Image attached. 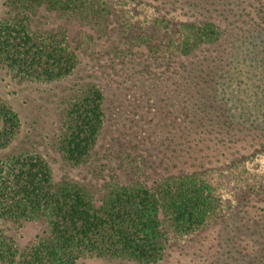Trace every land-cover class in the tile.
Here are the masks:
<instances>
[{"label": "trees", "instance_id": "16d2710c", "mask_svg": "<svg viewBox=\"0 0 264 264\" xmlns=\"http://www.w3.org/2000/svg\"><path fill=\"white\" fill-rule=\"evenodd\" d=\"M132 2L155 9L149 29L108 0H4L0 63L58 83L57 149L76 174L56 181L29 141L0 158V217L44 226L22 249L0 233V264H264L244 216L207 234L216 205L200 177L264 150V0ZM20 134L0 101V148Z\"/></svg>", "mask_w": 264, "mask_h": 264}, {"label": "rangeland", "instance_id": "374dc122", "mask_svg": "<svg viewBox=\"0 0 264 264\" xmlns=\"http://www.w3.org/2000/svg\"><path fill=\"white\" fill-rule=\"evenodd\" d=\"M108 1L123 9L128 22H136L145 29H149V26L157 18L155 9L148 3H134L132 0ZM6 10L4 0H0V20L5 16ZM156 33L157 31H155V35ZM172 35L175 36L176 41L180 39V36H176L173 32ZM213 49H216V46ZM179 62L183 65L187 64L188 57L180 58ZM202 64L205 65V63ZM72 80L73 78H70V81ZM57 88L59 86L56 81H21L5 64L0 63V101L9 104L21 119L20 136L10 147L0 148V158L12 151L15 145L24 146L26 141H29V148L37 149L46 155L52 166L54 178L59 181L64 176H74L76 170L61 159V153L57 149L56 137L61 130V107L56 98L50 102L53 99L51 95L58 92ZM224 96L223 93L219 95L220 103L218 105L221 106L222 117L226 120L224 109L228 105ZM108 98H110L109 95ZM106 112L108 114L110 109ZM114 118L115 115L109 114V119L108 121L106 119L107 123L99 135V144L102 146L108 145L114 134ZM100 152H105V149L100 150ZM200 177L210 185L216 205L215 211L206 220L207 234L215 233L216 229L214 231L212 228L215 227L216 220L221 221L224 217L233 219L237 216H244L253 226L251 232L264 237V150L258 151L227 168H209ZM242 202L250 205L251 208H247L246 212L241 210ZM237 211L239 212L236 213ZM241 229L245 231L247 227ZM43 230L44 226L41 223L13 222L0 217V233L13 238L21 249L34 239L35 234L41 233ZM230 231V229H222L220 231L221 239L228 238ZM191 237V234L184 236L175 235L173 232L170 234L171 240L177 239L180 242L189 241ZM243 237L248 240L249 249H251L252 243L246 235ZM89 264L103 263L91 261Z\"/></svg>", "mask_w": 264, "mask_h": 264}]
</instances>
